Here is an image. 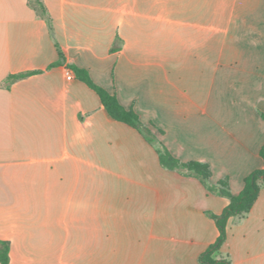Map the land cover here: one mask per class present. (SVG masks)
<instances>
[{
    "label": "crops",
    "instance_id": "crops-1",
    "mask_svg": "<svg viewBox=\"0 0 264 264\" xmlns=\"http://www.w3.org/2000/svg\"><path fill=\"white\" fill-rule=\"evenodd\" d=\"M69 64L236 195L264 166V0H0L8 264H202L228 198L163 167ZM220 253L264 264V182L246 216L228 220Z\"/></svg>",
    "mask_w": 264,
    "mask_h": 264
},
{
    "label": "trees",
    "instance_id": "trees-1",
    "mask_svg": "<svg viewBox=\"0 0 264 264\" xmlns=\"http://www.w3.org/2000/svg\"><path fill=\"white\" fill-rule=\"evenodd\" d=\"M41 11L44 13L42 6ZM59 59L56 64L64 62V56L58 49ZM68 68L73 71L75 77L83 81L88 87L94 90L99 96L107 116L113 120L121 121L137 129L144 137L155 146L160 164L170 170H178L197 177L209 192L218 193L228 198L229 202L223 211L211 217L215 221L219 234L216 240L211 243L199 256L202 264H231L227 256L220 253L222 246L226 241L227 222L231 217L243 218L252 208L260 191L261 184L264 182V166L260 169L251 171L243 182V187L238 194H232L229 189L227 179H221L216 184H211V168L207 162L198 160L181 161L176 158L170 151L152 134L151 130L143 125L139 115L132 108H125L118 101L115 94L95 83L88 71L74 64H69ZM27 73L9 76V79L23 77ZM264 117V113L262 114ZM259 154L264 162V143L262 144ZM9 244L0 240V264L9 262Z\"/></svg>",
    "mask_w": 264,
    "mask_h": 264
},
{
    "label": "built area",
    "instance_id": "built-area-1",
    "mask_svg": "<svg viewBox=\"0 0 264 264\" xmlns=\"http://www.w3.org/2000/svg\"><path fill=\"white\" fill-rule=\"evenodd\" d=\"M66 77L68 78V79H71L73 76H72V72L71 71H67L66 72Z\"/></svg>",
    "mask_w": 264,
    "mask_h": 264
}]
</instances>
